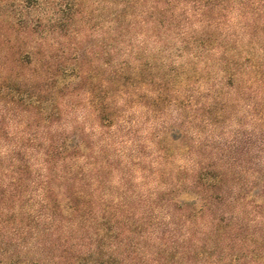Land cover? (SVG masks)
<instances>
[{"label":"rangeland","instance_id":"374dc122","mask_svg":"<svg viewBox=\"0 0 264 264\" xmlns=\"http://www.w3.org/2000/svg\"><path fill=\"white\" fill-rule=\"evenodd\" d=\"M166 1L0 0V67L10 68L11 65L14 75L22 71L23 67L15 61L22 50L20 39L16 38L10 58L5 53L9 51L10 22L28 19L32 24L41 22L46 28L40 25L36 31V37L43 39L39 57L46 55L53 68H75L78 72H88L89 76L78 79L73 75L67 90H60L58 86L45 88L43 98L48 101L45 102L48 111L52 104L57 106L52 118L38 110L27 111L25 106L16 107L8 97L0 94V154L6 156L2 170H11L19 163L24 166L20 180H16L17 176L11 171L0 175V191L17 188V197H10L4 203L7 210L4 218H11L7 224L9 229L17 225L41 228L49 222L39 203L42 198V150L52 143L59 145L65 138H69L67 142L70 144L77 136L97 152L98 159L73 156L60 161L62 171L74 172L75 186L88 194L91 208L97 216L101 215L98 212L103 203H110L119 213L129 210L135 213L136 219L144 218L139 241L144 246L143 253H150L162 246L159 233L163 224L171 221L170 216L174 215L180 222V212L171 211L164 201L168 189L175 183L180 170H188L190 180L200 157L198 148L183 152L177 141L169 136L165 138L164 128L187 130L193 147L212 144L216 148H224L240 126L249 122L245 118V104L249 101L233 106L230 109L232 116L229 114L220 125L204 124L205 116L194 108L181 110L178 103L166 102L157 112L149 105L152 99L149 87L133 89L136 95L127 100L113 96L118 105L110 127H104L98 120L92 102L102 99L103 82L112 78L110 74L123 61L129 64L130 69L137 68L140 63L147 66L148 62L162 65L163 72L178 69L176 71L185 79L178 88L180 100L188 95V90L194 92L197 100L209 94L211 84L221 82L216 65L210 66L211 79L206 78L209 74L206 75L205 69L206 63L216 62L224 50L233 52L236 47L241 52L240 62L246 58L264 57L261 50L264 43V0H219L225 4V9L216 6L210 13L212 22L198 21L200 16L197 17L192 6L184 0L180 4H171V7ZM157 5L161 10L154 9ZM120 16V21H117ZM170 16L174 22L172 29L164 30L161 38H151L154 28L159 30V23L155 25L151 20ZM121 22L133 24L126 30L125 39L121 38L118 28ZM204 33L212 35L216 48L194 59L191 54L199 53L196 46L182 48L179 36L184 34L191 38ZM107 51L111 54L109 63L105 58ZM195 70L200 74L188 80ZM162 141L167 148L176 147L177 152L169 153L170 157L161 153ZM127 237L136 239V236ZM118 239L120 237L108 238L106 242L115 244ZM238 250L237 247L234 253L238 254ZM254 261L245 256L237 263L227 264H258Z\"/></svg>","mask_w":264,"mask_h":264},{"label":"trees","instance_id":"16d2710c","mask_svg":"<svg viewBox=\"0 0 264 264\" xmlns=\"http://www.w3.org/2000/svg\"><path fill=\"white\" fill-rule=\"evenodd\" d=\"M184 1L192 6L197 17L200 16L198 21L212 22V10L216 6L225 9V4L219 0ZM181 2L166 1L169 7ZM154 9L161 10L158 5ZM162 11L166 12V8L162 7ZM172 18L151 20L155 25L159 23V30L154 28L151 38H161L164 30H171L174 25ZM120 19L121 16L117 21ZM37 24L28 19L10 22L9 51L5 55L10 58L16 38L20 39L22 50L15 61L23 69L14 75L11 65L10 68L0 67V94L8 97L16 107L25 106L27 111L38 110L52 118L57 106L52 104L48 111L45 104L48 101L43 98L45 88L58 86L60 90H67L73 75L78 79L89 76L88 72H78L75 68H53L46 55L39 57L43 39L36 37V31L43 24ZM131 25L118 24L122 39H125L126 30ZM43 29H46L44 25ZM183 35L179 36L182 48L195 45L199 52L191 54L194 59L216 48L209 33L191 38ZM234 49L233 52L224 50L216 62L206 63V75L211 73L210 66L214 64L219 69L221 82L211 84L209 94L202 95L200 99L196 100L194 92L188 90V95L180 100L178 88L185 79L176 71L178 69L163 72L162 65L152 62L147 66L140 63L137 68L130 69L129 64L123 61L110 74L112 78L103 82L102 99L92 102L98 120L104 127H110L118 105L113 96L127 100L136 95L133 89L138 88H150L152 99L149 105L155 111L159 112L166 102L178 103L181 110L194 108L205 116L203 123L210 125L224 123L229 114L232 116L230 109L233 106L249 101L245 104V118L249 122L240 126L224 148H216L212 144L193 147L187 130L164 128L165 138L169 136L177 141L183 152L198 148L200 157L190 180L189 171L180 170L165 195L164 201L169 209L180 212V222L173 215L169 223L163 224L158 237L162 246L143 253L139 231L145 220L136 219L135 213L129 210L119 213L110 203H103L98 212L101 215L97 216L92 210L88 194L75 186L74 172L61 169L60 161L73 156L98 159L97 152L74 136L70 144L67 142L69 138H65L59 145L52 143L42 150V198L39 203L49 221L46 226L27 228L17 225L9 229L7 224L11 218H4L7 216L4 203L10 197H17V188L0 191V264H227L237 263L245 256L258 264L264 263V57L246 58L240 62L241 52L236 47ZM261 50L264 55V43ZM110 55L105 52L106 63L110 62ZM199 74L195 70L187 79ZM207 76L211 79V74ZM160 145L163 154L177 152L176 147L167 148L163 141ZM5 159L6 156L0 154V175L11 171L17 176L15 179L20 180L24 166L15 164L4 172L2 164ZM127 235L136 236V239ZM119 237L115 244L106 242L108 238ZM237 247L238 254H235Z\"/></svg>","mask_w":264,"mask_h":264}]
</instances>
